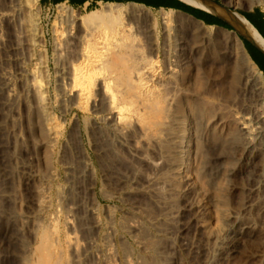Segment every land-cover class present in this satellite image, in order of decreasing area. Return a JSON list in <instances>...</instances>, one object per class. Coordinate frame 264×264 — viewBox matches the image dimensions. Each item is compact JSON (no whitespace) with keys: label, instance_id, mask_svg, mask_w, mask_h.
<instances>
[{"label":"rangeland","instance_id":"obj_1","mask_svg":"<svg viewBox=\"0 0 264 264\" xmlns=\"http://www.w3.org/2000/svg\"><path fill=\"white\" fill-rule=\"evenodd\" d=\"M24 1L0 0V264H34L42 238L63 262L70 260L68 243L78 248L75 264H204L215 239L241 223L248 229L235 236L234 252L220 264H264V147L245 149L238 131L246 126L264 133V118H259L264 101L247 85L240 51L228 34L234 29L213 26L217 33L136 5L104 4L81 12L66 5L43 7L37 0L39 20L26 34L17 17L27 7ZM220 2L235 11L264 10V0ZM129 7L147 13L130 18L136 28L129 36L108 32L93 64L99 77H114L116 71L104 67L112 60L127 63L130 73H144L193 123L200 119L198 160L179 174L166 166L157 171L137 164L126 151L102 155L100 168L81 123L83 144L96 169L92 177L71 136L75 118L91 115L75 104L55 102L60 97L56 75L69 71L77 57L71 39L68 55L60 63L55 60L53 31L65 26V11L72 10L76 18L109 11L128 18ZM154 49L156 61L150 54ZM247 50L251 53L250 46ZM168 54L175 59L170 71L164 63ZM32 83L46 90L49 111L55 121L59 118L51 122L59 125L57 137L45 149L28 99ZM110 87L119 88L115 81ZM203 106L209 116L200 111Z\"/></svg>","mask_w":264,"mask_h":264},{"label":"bare ground","instance_id":"obj_2","mask_svg":"<svg viewBox=\"0 0 264 264\" xmlns=\"http://www.w3.org/2000/svg\"><path fill=\"white\" fill-rule=\"evenodd\" d=\"M184 1L205 9L206 11H212L209 6L195 0ZM24 2L26 3L27 7L20 8L17 13V17L19 21H21L19 23L24 26V30L27 34V32L30 33L31 28L33 30V27H36L39 19L38 13L36 11L37 0H25ZM128 12V18L124 15V17H120L117 12L112 11H109L108 13L106 12L105 14L100 12H91L88 13L84 18H76L72 10L69 9L65 11V14L62 16L65 26L63 28L62 26H56L57 28L55 27L53 31V47L56 55L55 60L60 63L62 57L68 55L69 40L71 39H75V42L77 43V57L71 63V68L69 71L66 73L63 71L59 73L58 71L56 75V86L60 93V97L56 99L55 102H60V104L62 103L63 106H65L64 104H75L77 108L87 111L91 115V117H85L82 119V121H80L79 117H76L73 126V133L71 134L72 137H75L78 140V146H80L78 150L81 154L85 155V166L90 170L91 176L96 169L89 157V151L87 152V149L83 144L81 123L88 138L91 147L90 149L96 153L100 168H102L101 165L103 164L100 160L102 155L108 157L109 155L117 154L118 151H126L130 153L131 157L137 164L144 165L151 170L157 171H159V169H164V166H166V168L171 169L176 174L180 172V170L187 168L191 162L195 163L196 161L199 150L195 141H197L196 134L200 128V119L193 123V119L188 113L185 112V115L182 114V106L180 107L179 103H173L172 100L166 99L162 90L157 89L154 85L151 86V84H149L150 82L148 83L146 79L148 77H145L144 73H139L137 71L130 73L129 71L131 70V67L128 66L127 63H124L123 61L121 62V60H118V62L112 60L113 62L111 64H107L106 67H104L110 71H116V75H113L114 77L109 75H103L102 77H99L96 72V64H93L95 62L94 60L96 58V54L98 53V49H100L102 45L105 44L106 38H108V32H111V34L118 32L119 35L129 36V34H132L136 28L133 22L131 23L130 18H137L147 13L144 10H137L135 7H129ZM224 14L225 15L223 16L225 19L228 20L234 27V30L228 32V34L231 36L232 40L235 42L240 51V61L244 66L245 75L249 81V84L246 82L245 83L248 85V87H251L252 92L259 98V101L263 102L264 77L251 61L237 34L243 35L259 48L264 49V42L257 31L248 22H246L240 14L235 12L233 16L234 20H230L231 18H229L226 11H224ZM195 26L201 29L204 28V25L201 22ZM207 28L209 31L215 30L217 33H220L218 28H214L212 26ZM170 34L172 33L170 32ZM214 42L211 43L212 52L215 51ZM156 44L157 43H155V46ZM62 51L63 54L60 53ZM157 51L158 50L156 49L150 51V54L153 55L152 59L154 61H156L158 56L156 53ZM173 61H175V59L171 54H168L164 59L166 69H169V71L171 70L170 66H174L172 63ZM99 75L101 74L99 73ZM112 81H115L119 88L112 89L110 87ZM27 93L29 95L28 99L30 98L31 103L33 104L32 106L34 107L36 120L33 122V124L35 123L34 125L36 128V133L40 139L39 143L42 142L41 145L44 146L45 149V147H49L51 140H54L57 137L56 127L59 125H52L55 119L53 114L49 111V99L47 98L46 90L42 86L32 83L28 87ZM66 106L69 107L68 105ZM200 111L204 114L207 113V115L210 113L209 109L204 106L200 108ZM262 116L260 115L259 118H264ZM60 120H62V118ZM214 121L215 120L212 119L210 124H208L211 125V123ZM250 129H248L246 126H242L238 130L239 133L244 136L243 145L245 149L253 148L255 145L264 147V133L260 130L253 131ZM151 155L153 156L150 157ZM120 156L121 155H119L118 159L121 158ZM124 160L126 159L124 158ZM110 161H112V159ZM113 162L114 160L112 163ZM139 171L141 170L139 169ZM248 227L249 225L247 223H241L239 224V227L235 229H229L228 231L226 230L227 232L224 235L218 236L215 239L212 254L204 261V264H220V261L224 258V256H230L234 252L235 236L241 232H244L246 229H248ZM45 237L47 236L45 235ZM48 242L46 239L42 238L41 242L37 244L38 246H36V249H34L36 252H33L37 254V258H34L35 256L33 257L32 253V259L30 261H33L34 258V264L36 259L37 264H75L74 260L77 257L76 255L79 253L77 250L78 248L72 247L70 246L71 244L68 243L67 247L69 248L68 253L70 260L63 262L61 261L60 256L56 257V255H54L53 250L49 246L50 242ZM53 248H60V244L56 242ZM68 253L66 256H68ZM105 253H107V251ZM208 253L211 252L209 251L207 254ZM64 254L65 253H63V255ZM78 260L79 259H77V261ZM18 262L20 263V261Z\"/></svg>","mask_w":264,"mask_h":264},{"label":"crops","instance_id":"obj_3","mask_svg":"<svg viewBox=\"0 0 264 264\" xmlns=\"http://www.w3.org/2000/svg\"><path fill=\"white\" fill-rule=\"evenodd\" d=\"M38 1H39V4L43 7L66 5L72 9H75L81 12L93 11L97 7L104 5V4L136 5V6L144 7L145 9H148L151 11H155L162 16L171 15L172 17H174L180 22L187 21L191 23H196L195 25L201 22L203 23L204 28H206L205 26H210L206 24L207 20H211L214 18L218 19L215 15L225 18L223 16L225 15L224 11H225V8H228L225 6V4L220 2V0H195L197 2H200L202 4L209 6L212 11H208V10L206 11L205 9L189 4L188 2L184 0H38ZM147 5H152V6L155 5L156 8H153ZM229 9H232V8H229ZM217 10L218 11L220 10V11L218 12ZM253 11L254 9L249 10V11L239 10L236 12L237 13L244 12V13L249 14L250 16H253L254 15ZM260 13L262 17L261 21L263 22H260L257 28L260 31L262 36L258 32L257 33L260 35V37L262 38L264 42V10L260 9ZM244 20L248 22L245 18ZM248 43L252 49V52L250 53V59L255 65V67L257 68V70L264 77V49L259 48L252 41Z\"/></svg>","mask_w":264,"mask_h":264},{"label":"trees","instance_id":"obj_4","mask_svg":"<svg viewBox=\"0 0 264 264\" xmlns=\"http://www.w3.org/2000/svg\"><path fill=\"white\" fill-rule=\"evenodd\" d=\"M147 6L156 8L155 5H153V6L152 5H147ZM238 13L241 14L255 28V30L261 35L260 31L257 28L258 25L260 24V22H263V21H261L262 20L261 19L262 17H261L260 9H257V8L254 9V11H253V14L254 15L253 16H250L249 14L244 13V12H238ZM206 24L207 25H210V26L217 25V26L224 27L226 29H229L230 28L228 25H226L221 20H218L216 18L211 19V20H207ZM241 41H242V43H243V45L245 47V50H246L248 56L250 57V53L247 50V46H249V43L247 41H245V40H242V39H241Z\"/></svg>","mask_w":264,"mask_h":264},{"label":"water","instance_id":"obj_5","mask_svg":"<svg viewBox=\"0 0 264 264\" xmlns=\"http://www.w3.org/2000/svg\"><path fill=\"white\" fill-rule=\"evenodd\" d=\"M225 11L227 12L229 18H231L230 20H234L233 16L235 14L236 11H234L233 9H229V8H225ZM218 19H220L222 22L226 23L229 27L233 28L234 27L230 24V22L228 20H226L225 18L221 17V16H218V15H215ZM214 27H219L217 25H213ZM241 35V34H240ZM241 37L247 41V42H251L249 39H247L246 37H244L243 35H241Z\"/></svg>","mask_w":264,"mask_h":264},{"label":"flooded vegetation","instance_id":"obj_6","mask_svg":"<svg viewBox=\"0 0 264 264\" xmlns=\"http://www.w3.org/2000/svg\"><path fill=\"white\" fill-rule=\"evenodd\" d=\"M250 46V45H249ZM250 48H251V46H250ZM251 52H252V49H251Z\"/></svg>","mask_w":264,"mask_h":264}]
</instances>
